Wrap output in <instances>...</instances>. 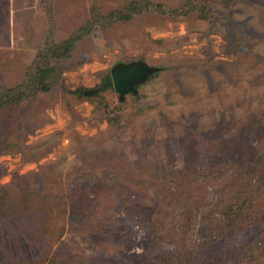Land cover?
I'll return each instance as SVG.
<instances>
[{
  "label": "rangeland",
  "instance_id": "374dc122",
  "mask_svg": "<svg viewBox=\"0 0 264 264\" xmlns=\"http://www.w3.org/2000/svg\"><path fill=\"white\" fill-rule=\"evenodd\" d=\"M81 32L0 107V264H264V0H0V94Z\"/></svg>",
  "mask_w": 264,
  "mask_h": 264
},
{
  "label": "trees",
  "instance_id": "16d2710c",
  "mask_svg": "<svg viewBox=\"0 0 264 264\" xmlns=\"http://www.w3.org/2000/svg\"><path fill=\"white\" fill-rule=\"evenodd\" d=\"M82 35H84L82 32L75 34L62 44H48L40 50L32 67L27 72L25 82L17 88L1 89L0 107L5 104L20 105L24 100L36 96L38 93L49 92L58 77L55 62L68 55ZM103 85L106 89L113 87L111 74L105 77Z\"/></svg>",
  "mask_w": 264,
  "mask_h": 264
},
{
  "label": "water",
  "instance_id": "95a60500",
  "mask_svg": "<svg viewBox=\"0 0 264 264\" xmlns=\"http://www.w3.org/2000/svg\"><path fill=\"white\" fill-rule=\"evenodd\" d=\"M159 71L160 68L150 66L144 62H131L116 65L111 69L110 74L115 91L119 94L120 100H124L127 95H136L137 88ZM97 92H86V94Z\"/></svg>",
  "mask_w": 264,
  "mask_h": 264
}]
</instances>
